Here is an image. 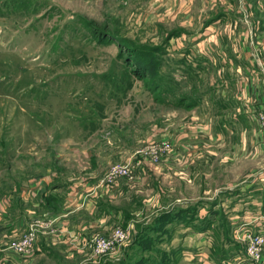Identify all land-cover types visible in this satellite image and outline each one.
<instances>
[{
    "label": "rangeland",
    "instance_id": "1",
    "mask_svg": "<svg viewBox=\"0 0 264 264\" xmlns=\"http://www.w3.org/2000/svg\"><path fill=\"white\" fill-rule=\"evenodd\" d=\"M31 1L38 8L26 14L9 13L0 0V251L15 254L14 243L26 231V222L47 219L41 215L54 206V212L64 215L85 212L79 220L85 219L86 225L76 228L68 220L60 228L55 223L59 218L54 219L38 233L41 254L14 264H118L125 253L129 261L140 257L151 261L159 251L171 253L169 264H264V247L260 260L245 254L244 239L234 231H246L243 223L232 224L231 229L242 251L221 262L211 253L214 231H202L203 239L189 236L196 230L178 219L167 225L166 233L154 234L150 248L128 247L137 225L150 224L162 211L171 210L175 199L198 197L215 187L234 188L264 162V149L253 154L257 145L247 143L253 129L252 139H264V134L238 110L244 97L233 92L242 90L227 89L228 81L214 78L213 67L205 66L207 73L196 71L204 67L195 59L201 51L197 37L215 10L228 4ZM119 41L134 49H161L155 72L161 89L155 92L151 75L135 77L136 67L125 62L127 49ZM134 55L147 60L140 50ZM203 92L208 111L199 108L201 100L195 104ZM230 115L243 117L232 133L228 122L223 126ZM216 133L226 139L217 146L216 141H198L199 136L210 139ZM241 136L247 139L244 152L251 156L242 153ZM117 165L127 167L128 174L109 178ZM79 181L90 184L84 192L90 210L65 202ZM51 191L59 198L52 205L44 198ZM94 191L96 198L87 195ZM219 207V215L228 219V208ZM116 227L127 233V239L101 257L94 255L86 241L93 235L108 237ZM247 231L264 235L254 228Z\"/></svg>",
    "mask_w": 264,
    "mask_h": 264
},
{
    "label": "crops",
    "instance_id": "2",
    "mask_svg": "<svg viewBox=\"0 0 264 264\" xmlns=\"http://www.w3.org/2000/svg\"><path fill=\"white\" fill-rule=\"evenodd\" d=\"M224 3H226V5L228 4V6L223 8V10H215V13L212 14L211 24L205 22L207 25H204L205 28L202 29V32L198 35L199 37H197L196 43L201 48V51L199 50L197 52L200 55H196L197 57L195 59L198 65L201 61V64H203L204 67H202L201 70L198 69L196 71L203 73V69L206 67L208 70L210 67H213V72L215 74L214 78L226 79L228 84L231 82L233 83L232 86L227 84V89H233V87L235 90L237 89V91L241 89V92H233L235 94L237 93L238 97H244L240 102V106H238V110L251 120L249 114L250 109L259 107L264 100V0H227V2L224 0ZM232 4L234 6L233 8ZM237 13H239L238 18H236ZM240 14H242V17H240ZM225 21L226 23L224 24ZM220 23L223 25H219ZM207 71L204 73H207ZM201 96V103H199L198 106L201 109L206 107L208 111V103L205 93H201ZM212 106L213 105H211V109L213 108ZM216 110H219L218 106L216 107ZM236 116L237 115L234 117L233 115L232 118V115H230L225 119L226 122H224L223 126H226L227 122L229 123V133H232V131L235 130L236 123L240 124V119H243L241 116ZM253 127H255V125H252V129ZM201 130L204 132L203 129ZM253 132L254 129L251 132V136L247 143L249 147H251V144L252 146L253 144L257 145L254 150L255 153L253 154H256L257 152L262 154L261 151L264 149V139L259 136H254L256 139H252ZM219 133L210 136V139L203 137V135L202 137L199 136L198 141L202 142L204 139L207 141L211 140L212 143L216 141L217 143H215L214 146H217L226 140L219 139ZM239 140L242 153H249L250 151L248 150L245 153L243 147V144L246 143L247 139H243V136H241ZM207 153L212 155L216 154L214 151H209ZM195 154L197 157L201 156L200 151ZM249 155L251 156L252 154L249 153ZM248 172L247 177H241L243 179H240L241 181L236 184V187H234L235 189L228 187L224 190L225 188L221 189L220 187H215L208 191L203 190L202 195H199L198 197L177 198L174 202H171L170 205H176L172 208L194 206L199 208L198 215L199 217H202L206 213L205 209L212 203H216L213 204V207H219L221 205L224 208H228L227 212H230L228 214V219L230 220L231 225L235 223H243V226H245L247 230H253L254 228L257 229L258 232H264V162H260L255 169H250ZM195 176H198V172H196L193 178H195ZM187 177L188 179L190 178V172ZM44 180L47 181L46 178H44ZM76 184L77 183L75 182L73 183L74 187L71 188L70 194L65 202L71 201L74 205L73 207L76 209L83 208L82 211L90 210V204H86L89 199L86 197L84 198V192L90 190V184L88 185L86 182L82 183L81 181H79L77 185ZM80 189L82 192L79 191ZM53 192L54 191H51L52 196L54 198L57 197L58 195H55ZM120 192L121 191L119 190V194H121ZM87 195L96 198L98 194L96 195V192L94 191L91 193L88 192ZM42 202V199H40L39 203ZM48 202L46 201L47 204L50 203L51 205L54 203ZM53 207L52 209L47 207V212L44 211L41 216L53 221L54 219L59 218L56 219L55 223H57L60 228L62 225L66 226L68 220H72L74 222V227L76 228H79L82 223L83 225H86L84 223V221H86L85 219L79 220L81 215L85 214V212L79 213L81 211H78V213L74 212L70 215L66 213L67 215H64L63 212H54ZM117 216H120V214ZM28 223L26 222L24 229L27 227ZM89 226H92L90 222ZM235 230L236 229H234V231ZM202 233L203 232L199 231H196L195 233L191 231L190 234L187 235L203 239ZM80 240L83 241L84 239L80 238ZM42 242L46 243V240L42 239ZM42 248L41 245L40 250L35 254L42 252L44 250ZM8 254L10 253H6L4 250L0 251V264L20 263L15 254Z\"/></svg>",
    "mask_w": 264,
    "mask_h": 264
},
{
    "label": "trees",
    "instance_id": "3",
    "mask_svg": "<svg viewBox=\"0 0 264 264\" xmlns=\"http://www.w3.org/2000/svg\"><path fill=\"white\" fill-rule=\"evenodd\" d=\"M3 5L7 9V11L9 10V13L20 10L27 14L35 13L36 8H38L39 4L33 5V1L31 0H3ZM206 22L207 24H209L211 22V19L207 20ZM119 43L121 47L127 49V52H125V62L130 63L134 67H136V69L133 70L135 77L141 78L144 74L151 75L153 76V78H155L153 84L155 92L161 89V83L159 79H156L155 74L161 62L159 57L161 49L158 46L153 48L139 47L138 49H134L133 47L126 45L123 41H119ZM137 50H140L141 54H145L147 56L146 61L139 60V58L134 55V52ZM183 60L184 59H182L181 62ZM188 68L191 69L193 67L188 65ZM187 72H191V70L187 69ZM199 96H201V94ZM197 98L198 99L196 100L195 104H197L201 100L200 97ZM181 100V98L178 99V101ZM45 199H47V202L49 201L54 203L56 202L55 199L59 200L58 197L54 198L52 194L47 196ZM213 204L216 203H212L208 208H206V213L202 217H199L198 215L199 208H196L194 206L186 208H172L171 210L162 211L159 215L154 217L150 224L142 223L137 225L136 236L128 247L132 250H135V248H137V250H146V248H150L155 244L153 241V238H155L154 234L159 235L166 233L167 225L173 222L175 219H178L184 221L190 226H193V229L196 231L202 232L209 229H212L214 231L216 235V242L214 245H212L211 253L217 261L221 262L228 259L229 257H232L234 254L242 251V245L239 242L235 241L231 236L232 225L230 223V220L227 219V217L225 218L224 216L219 215V212H221V208L213 207ZM126 254L127 253L124 254L125 257H123V260L118 264H169L173 261V257L168 251H159L158 254L152 255L151 257L153 258V260L151 261L143 257H140V259H137L135 261H129V257L128 255L126 256ZM159 254L160 256L158 258Z\"/></svg>",
    "mask_w": 264,
    "mask_h": 264
},
{
    "label": "built area",
    "instance_id": "4",
    "mask_svg": "<svg viewBox=\"0 0 264 264\" xmlns=\"http://www.w3.org/2000/svg\"><path fill=\"white\" fill-rule=\"evenodd\" d=\"M249 114L256 127L264 134V100L259 107L251 108ZM128 172L129 169L127 167L117 165L112 167L108 176L109 178H115L118 175H127ZM52 221L51 219L34 220L27 225L26 231L15 241L13 247V251L20 263L27 262L32 255L40 250V246L37 243L38 233L46 229ZM238 230L244 231L242 228ZM238 230L235 231L240 234L239 239H244L246 244L245 254L255 261L260 260L262 248L264 247V235L261 233H250L247 230L241 233ZM126 234L122 228L116 227L108 237L101 235L90 236L89 240L86 241V245L92 246L94 255L101 257L102 253L110 252L115 246L122 244L127 239L128 235ZM74 238L80 240L77 235Z\"/></svg>",
    "mask_w": 264,
    "mask_h": 264
}]
</instances>
